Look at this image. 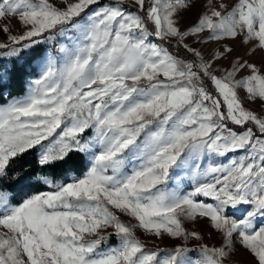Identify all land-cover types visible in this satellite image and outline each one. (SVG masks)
Returning <instances> with one entry per match:
<instances>
[{"label":"snow or ice","instance_id":"6c2138e0","mask_svg":"<svg viewBox=\"0 0 264 264\" xmlns=\"http://www.w3.org/2000/svg\"><path fill=\"white\" fill-rule=\"evenodd\" d=\"M0 264H264V0H0Z\"/></svg>","mask_w":264,"mask_h":264},{"label":"rangeland","instance_id":"374dc122","mask_svg":"<svg viewBox=\"0 0 264 264\" xmlns=\"http://www.w3.org/2000/svg\"><path fill=\"white\" fill-rule=\"evenodd\" d=\"M195 19V15L194 14H189L188 16H186V19H185V24H188V23H191L193 22ZM13 23H15V21H13ZM256 60L257 63L260 62V57L257 56L254 58ZM250 107H258V106H250ZM49 190V189H47ZM47 190H43V191H47ZM124 219H127V218H124ZM137 235L141 238V239H146L145 236L141 233V232H137ZM213 241H209V243H212ZM110 244H116V239L113 238L111 241H109ZM146 243H147V246L148 247H160V248H165V247H171L175 241H172V240H163V241H160V240H152L150 238L146 239ZM191 246V244H190Z\"/></svg>","mask_w":264,"mask_h":264},{"label":"trees","instance_id":"16d2710c","mask_svg":"<svg viewBox=\"0 0 264 264\" xmlns=\"http://www.w3.org/2000/svg\"><path fill=\"white\" fill-rule=\"evenodd\" d=\"M13 94H16V93L14 92ZM25 166H26V167L30 166V163H29V164H26ZM77 175H78V173H77ZM43 190H47V188H42V189H40V191H43Z\"/></svg>","mask_w":264,"mask_h":264}]
</instances>
